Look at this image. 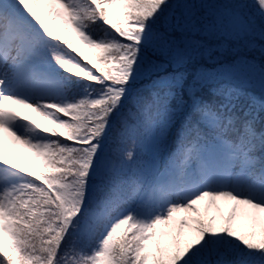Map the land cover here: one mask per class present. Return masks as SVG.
<instances>
[{"label":"snow or ice","instance_id":"6c2138e0","mask_svg":"<svg viewBox=\"0 0 264 264\" xmlns=\"http://www.w3.org/2000/svg\"><path fill=\"white\" fill-rule=\"evenodd\" d=\"M0 264H264V0H0Z\"/></svg>","mask_w":264,"mask_h":264},{"label":"rangeland","instance_id":"374dc122","mask_svg":"<svg viewBox=\"0 0 264 264\" xmlns=\"http://www.w3.org/2000/svg\"><path fill=\"white\" fill-rule=\"evenodd\" d=\"M206 3H216V4H228V3H234V2H251V0H205ZM257 95H259L257 93ZM34 118H37V117H34ZM38 119V118H37ZM228 209L225 208V212H227ZM177 215H180V218L181 216H183L184 214L183 213H180V214H177Z\"/></svg>","mask_w":264,"mask_h":264},{"label":"trees","instance_id":"16d2710c","mask_svg":"<svg viewBox=\"0 0 264 264\" xmlns=\"http://www.w3.org/2000/svg\"><path fill=\"white\" fill-rule=\"evenodd\" d=\"M258 93V92H257ZM259 94V93H258ZM177 219H180L179 215H177Z\"/></svg>","mask_w":264,"mask_h":264}]
</instances>
